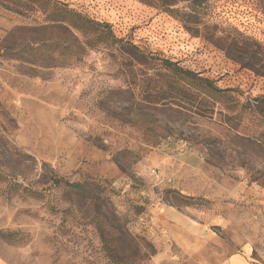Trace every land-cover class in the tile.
Segmentation results:
<instances>
[{
	"label": "rangeland",
	"instance_id": "374dc122",
	"mask_svg": "<svg viewBox=\"0 0 264 264\" xmlns=\"http://www.w3.org/2000/svg\"><path fill=\"white\" fill-rule=\"evenodd\" d=\"M56 1L0 0V264H264V0Z\"/></svg>",
	"mask_w": 264,
	"mask_h": 264
},
{
	"label": "trees",
	"instance_id": "16d2710c",
	"mask_svg": "<svg viewBox=\"0 0 264 264\" xmlns=\"http://www.w3.org/2000/svg\"><path fill=\"white\" fill-rule=\"evenodd\" d=\"M43 5L45 7L51 6L52 9L50 11V16L51 19L49 22L55 24V25H65L66 26V31L68 30H73V29H78V24L76 23L77 19H81L78 14L74 12V10H70L69 7L63 3H60L59 1L56 0H43ZM169 4H166L168 7ZM91 22V23H90ZM104 27H107L103 25ZM99 23H95L92 21L86 22L85 26L82 25L83 28H89L93 29L95 27H103ZM22 55V54H20ZM250 61L249 64L246 63L247 66H249L251 69L256 71L257 73L261 74L263 73L264 69V60L261 58V56L258 55H252L249 57Z\"/></svg>",
	"mask_w": 264,
	"mask_h": 264
},
{
	"label": "crops",
	"instance_id": "0c3cea01",
	"mask_svg": "<svg viewBox=\"0 0 264 264\" xmlns=\"http://www.w3.org/2000/svg\"><path fill=\"white\" fill-rule=\"evenodd\" d=\"M231 262H232V261H231V260H229V261L227 262V264H232Z\"/></svg>",
	"mask_w": 264,
	"mask_h": 264
}]
</instances>
